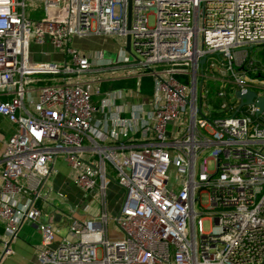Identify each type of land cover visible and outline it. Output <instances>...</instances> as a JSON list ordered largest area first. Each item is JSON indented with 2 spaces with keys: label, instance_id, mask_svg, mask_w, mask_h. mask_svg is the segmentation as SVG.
Instances as JSON below:
<instances>
[{
  "label": "built area",
  "instance_id": "obj_1",
  "mask_svg": "<svg viewBox=\"0 0 264 264\" xmlns=\"http://www.w3.org/2000/svg\"><path fill=\"white\" fill-rule=\"evenodd\" d=\"M88 37L114 39L115 58L73 47ZM45 41L60 61L30 59ZM116 80L135 86L105 87ZM236 92L254 98L240 105ZM258 98L264 0H0V116L15 126L0 153V260L26 221L37 264H264ZM60 156L101 207L110 179L122 189L119 238H106L101 211L52 247L56 211L42 209Z\"/></svg>",
  "mask_w": 264,
  "mask_h": 264
},
{
  "label": "crops",
  "instance_id": "obj_2",
  "mask_svg": "<svg viewBox=\"0 0 264 264\" xmlns=\"http://www.w3.org/2000/svg\"><path fill=\"white\" fill-rule=\"evenodd\" d=\"M101 39L104 41L102 40L101 46L98 48V50L94 51L100 52L106 59L108 58V54L114 53L115 47H111L107 44L109 39ZM46 43L49 44L47 41H45L44 44ZM56 55V60L47 62L60 61L61 54L57 52ZM14 130L15 126L0 116V153L3 149L5 141L13 134ZM110 181L111 183L115 184L114 181L110 179L107 185H111ZM46 185L51 189V192L46 195V201L48 205L47 207H43L42 213L45 215L50 209L55 210L56 216H54L51 221L58 224L59 228L58 234L54 237L52 247L59 244L61 241L73 240V236L67 230V224L71 220L83 221L90 215H96L101 211H103L107 217V222L105 225L106 238L109 240H114L120 237V233L115 228L112 218L118 213L121 201L118 206L114 208V211L112 212L113 214H110L109 216L108 209L105 206V199L104 206L101 207L95 195H87L85 197L82 196V194L74 187L73 177L68 169L67 164L61 156L57 157L50 165L49 174L46 179ZM56 193H61L63 195V199L57 200L55 198ZM72 209L73 212L70 213V210ZM41 220H46V217L42 216ZM60 229H64V234H59ZM108 230L110 231V234L108 233ZM38 245L39 233L30 223L23 221L18 228L15 239L10 243L12 253L1 258L0 264H36V249L38 248Z\"/></svg>",
  "mask_w": 264,
  "mask_h": 264
},
{
  "label": "rangeland",
  "instance_id": "obj_3",
  "mask_svg": "<svg viewBox=\"0 0 264 264\" xmlns=\"http://www.w3.org/2000/svg\"><path fill=\"white\" fill-rule=\"evenodd\" d=\"M27 3V10H30V6ZM33 3V1H32ZM63 4V2H62ZM37 6V4H35ZM40 15V13H38ZM49 14H59L62 15L63 11L61 8L58 9H52L49 10ZM37 16V15H34ZM151 19L149 18V24H151ZM102 40L100 37H88L85 39H74L73 40V47L79 49L80 51L83 52H92L94 50H98V48L101 46L102 44ZM104 41V40H103ZM107 44L111 47H115V40L114 39H109V41H107ZM106 44V45H107ZM56 52V53H55ZM57 51H55L49 44H43V45H36L34 43H32L29 46V56L30 59L32 61H37V62H47V61H51V60H56L55 58H57ZM115 51L112 54H108L106 59H114L115 58ZM205 86V85H204ZM206 87L210 90V94L213 91V87L209 84L206 83ZM209 98V97H208ZM204 102H206V99H204L202 97V101H201V105L205 106ZM210 165V163H209ZM169 175L171 177L174 176V169L170 168L169 170ZM111 183V181H110ZM110 185V184H109ZM106 186L105 189V206L108 209V215L110 216V214H113L112 212L114 211V208H116L118 206V204L120 203V201L122 202L121 198L123 199V191L121 188H119L116 184L111 183V185ZM200 204L201 205H206V200H205V196L201 195L200 196ZM121 206V205H120ZM110 212V213H109ZM202 230L203 231H208L209 230V225L207 221H203L202 222ZM108 233L110 234V231L108 230ZM60 235L64 234V229H60ZM37 264V262H36Z\"/></svg>",
  "mask_w": 264,
  "mask_h": 264
},
{
  "label": "water",
  "instance_id": "obj_4",
  "mask_svg": "<svg viewBox=\"0 0 264 264\" xmlns=\"http://www.w3.org/2000/svg\"><path fill=\"white\" fill-rule=\"evenodd\" d=\"M128 8H129V5H128ZM128 23H129V17H127V25H128ZM124 49L127 52L129 50V38L128 37L125 38V48ZM202 63H203V60L200 61V64H202ZM235 97L241 99L240 105L241 104H250L252 102V99L254 98V93L246 92L244 94H241V93L236 92ZM254 104L258 108V112L264 110V99L258 98Z\"/></svg>",
  "mask_w": 264,
  "mask_h": 264
},
{
  "label": "trees",
  "instance_id": "obj_5",
  "mask_svg": "<svg viewBox=\"0 0 264 264\" xmlns=\"http://www.w3.org/2000/svg\"><path fill=\"white\" fill-rule=\"evenodd\" d=\"M134 86H135V82L133 80H116V81L111 82L108 86H105V87L116 89V88H123V87L134 88ZM140 89H141V93L143 94L150 93L149 79H143L140 81Z\"/></svg>",
  "mask_w": 264,
  "mask_h": 264
}]
</instances>
